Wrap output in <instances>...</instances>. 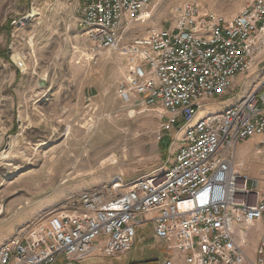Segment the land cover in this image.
<instances>
[{"label": "built area", "instance_id": "2783aa9c", "mask_svg": "<svg viewBox=\"0 0 264 264\" xmlns=\"http://www.w3.org/2000/svg\"><path fill=\"white\" fill-rule=\"evenodd\" d=\"M157 1L79 0L75 12L91 55L116 50L126 60L120 97L138 96L140 111H160L166 131L183 123L172 165L128 183L117 175L17 226L0 244V264H76L97 247L114 256L148 225L166 247L162 264H264V234L253 260L235 228L264 223V188L235 167L232 153L251 138L264 145V63L256 56L264 48V0H247L232 18L190 0L174 10V26L132 34ZM256 70L239 103L204 112L206 99L235 90L240 75Z\"/></svg>", "mask_w": 264, "mask_h": 264}, {"label": "rangeland", "instance_id": "374dc122", "mask_svg": "<svg viewBox=\"0 0 264 264\" xmlns=\"http://www.w3.org/2000/svg\"><path fill=\"white\" fill-rule=\"evenodd\" d=\"M187 1L152 3L131 33L174 26V10ZM197 1L205 12L228 18L247 2ZM78 2L0 0V53L9 58L0 55V242L17 226L46 217L84 191L108 186L117 175L128 183L155 171L164 173L182 144V122L166 131L160 111H140L138 96L120 97L126 60L116 50L96 57L87 51L80 17L73 11ZM256 56L264 63V48ZM257 80V70L240 75L235 90L204 101V112L239 103ZM232 153L235 167L264 188L260 138L241 141ZM111 156L116 161H106ZM235 228L255 260L261 227ZM166 251L148 225L137 229L130 250L106 256L97 247L76 264H162ZM176 254L171 256L177 261L181 258Z\"/></svg>", "mask_w": 264, "mask_h": 264}, {"label": "crops", "instance_id": "0c3cea01", "mask_svg": "<svg viewBox=\"0 0 264 264\" xmlns=\"http://www.w3.org/2000/svg\"><path fill=\"white\" fill-rule=\"evenodd\" d=\"M73 11H74V13H76L75 12V10H74V5H73ZM240 78V76L238 77V79ZM258 225H259V227H261V229H262V233L264 234V223L263 222H259V223H257ZM155 238V237H154ZM0 244H2V242H0ZM176 264H182V262L181 261H179V262H176Z\"/></svg>", "mask_w": 264, "mask_h": 264}, {"label": "trees", "instance_id": "16d2710c", "mask_svg": "<svg viewBox=\"0 0 264 264\" xmlns=\"http://www.w3.org/2000/svg\"><path fill=\"white\" fill-rule=\"evenodd\" d=\"M7 27L10 28L9 26H7ZM10 29H11V28H10ZM10 29H8V31H10ZM0 55H1L2 58H5V59H7V60L9 59V58H8V55H7L5 52L0 53Z\"/></svg>", "mask_w": 264, "mask_h": 264}, {"label": "bare ground", "instance_id": "6f19581e", "mask_svg": "<svg viewBox=\"0 0 264 264\" xmlns=\"http://www.w3.org/2000/svg\"><path fill=\"white\" fill-rule=\"evenodd\" d=\"M106 161H112V162H114V161H116V160H115V157H114V156H111L110 159H107ZM106 161H105V162H106ZM105 162H104V163H105Z\"/></svg>", "mask_w": 264, "mask_h": 264}, {"label": "water", "instance_id": "95a60500", "mask_svg": "<svg viewBox=\"0 0 264 264\" xmlns=\"http://www.w3.org/2000/svg\"><path fill=\"white\" fill-rule=\"evenodd\" d=\"M29 16L28 17H24L23 19H22V22H28L29 21Z\"/></svg>", "mask_w": 264, "mask_h": 264}]
</instances>
